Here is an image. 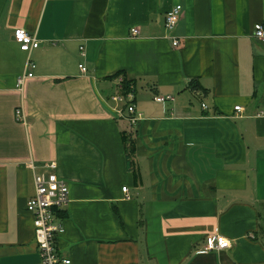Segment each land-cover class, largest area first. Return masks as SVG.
Segmentation results:
<instances>
[{
    "label": "crops",
    "instance_id": "crops-1",
    "mask_svg": "<svg viewBox=\"0 0 264 264\" xmlns=\"http://www.w3.org/2000/svg\"><path fill=\"white\" fill-rule=\"evenodd\" d=\"M257 24L264 0H0V264H41L27 203L31 164L47 162L69 187L56 248L73 264H264ZM18 29L40 42L30 56ZM29 57L35 78L20 92ZM125 79L135 121L113 101ZM216 230L231 248L206 252Z\"/></svg>",
    "mask_w": 264,
    "mask_h": 264
},
{
    "label": "built area",
    "instance_id": "built-area-1",
    "mask_svg": "<svg viewBox=\"0 0 264 264\" xmlns=\"http://www.w3.org/2000/svg\"><path fill=\"white\" fill-rule=\"evenodd\" d=\"M182 6H176L167 14L165 28L168 31H173L178 26ZM132 37L139 34L138 29L132 30ZM253 36L259 41H264V24H257L254 28ZM15 41L19 44L21 51L31 53L40 47V42L37 38L23 29H18L14 33ZM173 47L178 49L181 47L179 39H174ZM83 72L86 71L84 66H80ZM35 64L28 58L25 72L19 76L17 80L18 90L24 91L28 81L35 78ZM132 94L127 97L116 95L113 101L118 104L127 105L128 112L133 115V121L140 119L141 115H137L135 107L129 102ZM158 102H166L172 98L157 97ZM236 111H242L241 107H237ZM116 115L120 118L124 117L122 110H115ZM137 115V116H136ZM15 118L18 123L27 125L26 115L22 108H18L15 112ZM136 118V119H134ZM34 172L35 196L27 203V210L34 217L35 238L38 246L39 257L41 264H73L71 259L62 258L59 256L56 248V236L63 231L62 227L56 224L57 213L66 209L69 204V187L68 184L60 179L57 175L58 164L56 162H47L44 164L42 171H39L36 166L31 164ZM123 192L128 193V188H124ZM129 198V196H128ZM231 248V242L216 230L206 240L205 251H224Z\"/></svg>",
    "mask_w": 264,
    "mask_h": 264
},
{
    "label": "trees",
    "instance_id": "trees-1",
    "mask_svg": "<svg viewBox=\"0 0 264 264\" xmlns=\"http://www.w3.org/2000/svg\"><path fill=\"white\" fill-rule=\"evenodd\" d=\"M122 89H123V94H121L122 96L127 97L129 94L134 93V84L132 81H128V80H124L123 84H122ZM197 89V87H196ZM195 89V90H196ZM123 143H124V147H125V151H126V157H127V167L129 172L133 171V159L135 156V142L132 138H130L129 136L123 134ZM136 176V180H137V184H138V175L135 174ZM60 212L57 213V215Z\"/></svg>",
    "mask_w": 264,
    "mask_h": 264
},
{
    "label": "rangeland",
    "instance_id": "rangeland-1",
    "mask_svg": "<svg viewBox=\"0 0 264 264\" xmlns=\"http://www.w3.org/2000/svg\"><path fill=\"white\" fill-rule=\"evenodd\" d=\"M116 93H117V91H116ZM116 95H117V94H116ZM118 95H119V93H118ZM191 100L193 101V104H196V105H197V103L200 104V103L197 101L196 98H191Z\"/></svg>",
    "mask_w": 264,
    "mask_h": 264
}]
</instances>
